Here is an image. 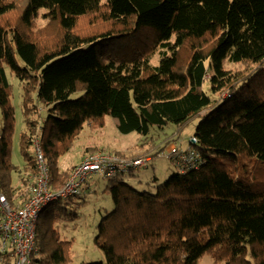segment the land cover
<instances>
[{"label": "trees", "instance_id": "1", "mask_svg": "<svg viewBox=\"0 0 264 264\" xmlns=\"http://www.w3.org/2000/svg\"><path fill=\"white\" fill-rule=\"evenodd\" d=\"M136 36L151 41L149 50L162 47L158 66L145 50L105 53ZM7 67L22 90L23 170L12 160L16 108ZM106 116L120 132H137L142 151L87 148L79 165L98 153L151 160L198 119L192 137L201 164L183 173L169 157L178 170L155 194L125 183L137 170L90 173L74 196L41 212L33 264L72 263V244L55 224L77 217L68 200L97 175L109 182L114 210L95 238L106 262L86 264H200L205 257L264 264V193L251 191L231 165L242 161L254 174L264 163V0H0V193L17 207L38 175L35 139L50 190L63 189L79 165L64 171L62 158ZM157 135L164 147L156 150ZM14 259L9 253L0 264Z\"/></svg>", "mask_w": 264, "mask_h": 264}, {"label": "rangeland", "instance_id": "2", "mask_svg": "<svg viewBox=\"0 0 264 264\" xmlns=\"http://www.w3.org/2000/svg\"><path fill=\"white\" fill-rule=\"evenodd\" d=\"M113 45L105 49L106 54L111 56H123L124 49L131 48L134 51L145 50L148 52L153 66H158L160 62L162 47H157L154 50L150 49L151 41L141 36L126 40H117ZM20 64L23 63L20 61ZM7 77L13 87L12 101L16 108V135L14 138V147L12 160L20 170L25 168V161L19 147L20 134L24 130L23 114L21 108L22 90L18 79L12 71L7 67ZM208 90L206 84L205 87ZM80 93L72 94V98H77ZM43 117H46V112L42 110ZM199 123V119L191 123V125L180 136L177 143L168 145L163 152L158 156L153 157L141 169L133 172L131 175L123 177L125 183L133 186L140 192L156 193L158 186L164 184L175 172L177 168L169 159V150L175 146L180 151H186L189 148V142L193 132ZM171 133V132H168ZM155 139L156 150L161 146L163 138L157 135ZM140 135L137 132L122 133L116 127L113 118L105 117L103 127L86 126L75 142L70 152L61 160V169H70L73 165H79L84 157L87 148H98L103 152L106 151H124L126 153H138L142 151L139 148ZM164 146H161L162 148ZM159 148V149H160ZM149 147H145V150ZM156 153V151L154 152ZM236 165L239 168L242 176V181L248 185V188L255 193H264V163L258 165L257 172L252 174V166L244 168V163L240 161ZM13 183L15 186L19 184L17 172L13 174ZM109 182L101 176H93L89 178L80 189V194L70 198L68 202L71 205L67 206L69 211L77 214V217L65 218L56 222L55 226L59 232L61 240L70 241L72 244L71 264H86L90 262H106L104 252L96 245L95 238L98 234V225L106 214L114 210V202L109 191L106 190ZM52 209V208H51ZM50 209V210H51ZM60 210H57V213ZM210 257L202 259L200 264H213ZM14 264V262H13Z\"/></svg>", "mask_w": 264, "mask_h": 264}, {"label": "built area", "instance_id": "3", "mask_svg": "<svg viewBox=\"0 0 264 264\" xmlns=\"http://www.w3.org/2000/svg\"><path fill=\"white\" fill-rule=\"evenodd\" d=\"M196 145V138L191 137L189 148L186 151H180L175 146L168 151L169 157L177 162L180 172L199 168L201 158ZM34 153L38 175L32 183L24 187L17 207L0 193V257L13 253L15 264H33L32 256L36 252L37 221L48 205L60 198L74 196L82 182L92 172L107 169L106 176L111 177L117 172L126 173L130 170H139L150 161L149 158L126 160L114 154L98 153L84 159L63 189L52 192L49 187L46 160L38 139L34 140Z\"/></svg>", "mask_w": 264, "mask_h": 264}]
</instances>
